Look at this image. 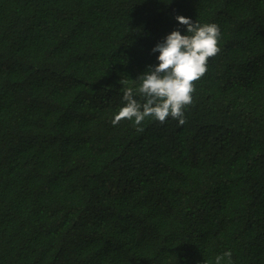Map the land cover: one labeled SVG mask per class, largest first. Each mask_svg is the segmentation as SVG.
Instances as JSON below:
<instances>
[{
  "label": "trees",
  "instance_id": "1",
  "mask_svg": "<svg viewBox=\"0 0 264 264\" xmlns=\"http://www.w3.org/2000/svg\"><path fill=\"white\" fill-rule=\"evenodd\" d=\"M177 15L221 33L186 123L113 126ZM226 251L264 264V0H0V264Z\"/></svg>",
  "mask_w": 264,
  "mask_h": 264
},
{
  "label": "clouds",
  "instance_id": "2",
  "mask_svg": "<svg viewBox=\"0 0 264 264\" xmlns=\"http://www.w3.org/2000/svg\"><path fill=\"white\" fill-rule=\"evenodd\" d=\"M179 25L185 26L186 35L175 30L158 43L152 52L159 53L157 65L149 66L133 83L138 87H126L123 90L124 106L119 109L112 120L113 126L122 120L133 121L139 126L146 118H153L161 123L171 117L186 123L183 109L193 102L194 82L200 80L207 72V63L220 51L218 40L221 33L217 24L201 25L189 18L177 15ZM123 85L129 84L128 79L120 80ZM136 95L142 98L141 103ZM142 131L141 128H137ZM232 253L226 251L215 257V264H231Z\"/></svg>",
  "mask_w": 264,
  "mask_h": 264
}]
</instances>
